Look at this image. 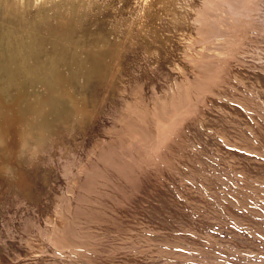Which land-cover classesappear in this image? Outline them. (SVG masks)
Segmentation results:
<instances>
[{
	"label": "rangeland",
	"instance_id": "obj_1",
	"mask_svg": "<svg viewBox=\"0 0 264 264\" xmlns=\"http://www.w3.org/2000/svg\"><path fill=\"white\" fill-rule=\"evenodd\" d=\"M10 1L0 264H264V0Z\"/></svg>",
	"mask_w": 264,
	"mask_h": 264
},
{
	"label": "bare ground",
	"instance_id": "obj_2",
	"mask_svg": "<svg viewBox=\"0 0 264 264\" xmlns=\"http://www.w3.org/2000/svg\"><path fill=\"white\" fill-rule=\"evenodd\" d=\"M33 1L36 3V0H14V1H12L13 3H11V1H10V5L8 4V6H9V8H13V9H15V12H22L23 10H24V6L25 5H28L29 6V3H33ZM44 1V0H43ZM172 1V0H171ZM38 2V1H37ZM3 3V2H2ZM38 4V3H37ZM31 5V4H30ZM35 5V4H34ZM26 7V6H25ZM34 7V6H33ZM16 10H18V11H16ZM25 11V10H24ZM22 13H24V12H22ZM197 125V124H196ZM185 139V138H184ZM130 156H131V153H130ZM138 157V156H137ZM128 162V161H127ZM168 174V173H167ZM142 175V174H141ZM143 176V175H142ZM141 176V177H142ZM155 176V175H154ZM115 177V176H114ZM148 178H150L149 176H148ZM140 180V179H139ZM150 180V179H149ZM136 181V180H135ZM136 184V183H135ZM149 185V184H148ZM145 186V185H144ZM137 187V186H136ZM139 187V186H138ZM137 187V188H138ZM123 188V187H122ZM130 193V192H129ZM123 194V193H122ZM124 196H126V195H124ZM126 202V201H125ZM158 222V221H157ZM125 224V223H124ZM152 228V227H151ZM157 228V227H156ZM153 230V229H152ZM143 231V230H142ZM173 234V233H172ZM154 235V234H153ZM167 236V235H166ZM154 238V237H153ZM155 239V238H154ZM166 242V241H165ZM169 244V243H168ZM159 250V249H158ZM158 252V251H157ZM160 252V251H159ZM134 253V252H133ZM136 253V252H135ZM162 253H163V251H162ZM140 255V254H139Z\"/></svg>",
	"mask_w": 264,
	"mask_h": 264
}]
</instances>
